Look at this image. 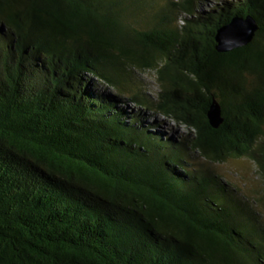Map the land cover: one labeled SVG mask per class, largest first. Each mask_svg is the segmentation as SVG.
<instances>
[{"label":"trees","instance_id":"1","mask_svg":"<svg viewBox=\"0 0 264 264\" xmlns=\"http://www.w3.org/2000/svg\"><path fill=\"white\" fill-rule=\"evenodd\" d=\"M202 1L0 0V264H264V0ZM234 15L258 28L219 51ZM231 158L262 194L214 169Z\"/></svg>","mask_w":264,"mask_h":264},{"label":"rangeland","instance_id":"2","mask_svg":"<svg viewBox=\"0 0 264 264\" xmlns=\"http://www.w3.org/2000/svg\"><path fill=\"white\" fill-rule=\"evenodd\" d=\"M225 0H203L200 3L199 11H209L211 8H216L215 4L223 3ZM231 1V0H230ZM181 23V22H180ZM139 77L143 81L144 85L148 88V92L151 94H156L158 85L156 84V77L153 72L142 71L138 72ZM91 83L96 81L95 76H90ZM100 85H96L95 89L99 91H104L103 93L114 94V90L104 83L98 81ZM92 86V85H91ZM121 107L128 109L133 113L140 114L141 120L146 125H152L150 129L153 131H159L164 135H169L172 138L178 139L182 134H186L188 129L185 125L178 123L175 119L168 116L157 114L149 109L135 107L134 104L120 103ZM157 125V127H156ZM214 169L220 173L227 181H230L237 187H239L246 195L251 196L252 194H258V191L263 192L262 183L257 175L256 166L253 161L247 158L235 159L231 158L226 162L213 165ZM262 194V193H261ZM262 208L260 212L263 213L264 221V198L262 202Z\"/></svg>","mask_w":264,"mask_h":264},{"label":"water","instance_id":"3","mask_svg":"<svg viewBox=\"0 0 264 264\" xmlns=\"http://www.w3.org/2000/svg\"><path fill=\"white\" fill-rule=\"evenodd\" d=\"M257 28L256 21L251 15L245 17L240 15L230 16L217 29V49L219 51H229L249 43ZM208 119L210 125L214 128H218L223 122L220 105L215 99L210 105Z\"/></svg>","mask_w":264,"mask_h":264}]
</instances>
